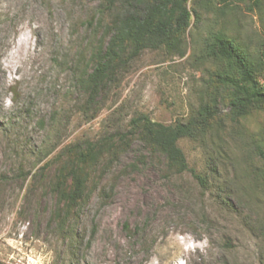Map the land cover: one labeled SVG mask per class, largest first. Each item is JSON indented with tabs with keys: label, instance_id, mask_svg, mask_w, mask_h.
Returning a JSON list of instances; mask_svg holds the SVG:
<instances>
[{
	"label": "rangeland",
	"instance_id": "rangeland-1",
	"mask_svg": "<svg viewBox=\"0 0 264 264\" xmlns=\"http://www.w3.org/2000/svg\"><path fill=\"white\" fill-rule=\"evenodd\" d=\"M99 7L0 0V264H264V185L252 173L262 165L252 145L264 138V108L235 125L217 99L224 150L210 134L179 139L180 174L130 140L95 165L75 221L52 218L55 165L34 178L40 166L69 144L129 134L139 114L185 120L212 90L216 64L200 57L208 34L221 30L251 52L264 38V0H202L184 55L146 48L90 96L80 82L103 37Z\"/></svg>",
	"mask_w": 264,
	"mask_h": 264
},
{
	"label": "trees",
	"instance_id": "trees-1",
	"mask_svg": "<svg viewBox=\"0 0 264 264\" xmlns=\"http://www.w3.org/2000/svg\"><path fill=\"white\" fill-rule=\"evenodd\" d=\"M202 0H99L100 19L97 26L103 29L102 40L90 52L83 70L86 78L80 82L94 96L117 70L125 68L144 49L163 48L169 52L184 55L182 37L191 23L200 19L198 7ZM228 4L234 1L218 0ZM257 3L259 0H254ZM192 2L191 6L187 3ZM210 6H215L208 1ZM104 38L106 41L104 42ZM202 56L212 60L215 69L208 72L209 99L203 101L185 120L174 124H163L151 120L145 114L131 118L129 134L119 135L116 140L103 139L86 142L84 145L69 144L46 161L33 174L41 176L49 165H55L53 177L47 188L56 196V209L52 218L62 226H70L78 216V211L89 190L86 185L95 165L105 157H114L127 147L129 141L137 139L151 155L161 157L164 169L180 174L188 168L186 157L178 146L181 138L203 139L215 136L218 143L220 126L217 119V99L228 107L227 117L239 125L253 112L264 108V38L255 51H250L221 30L212 31L203 41ZM202 58V59H203ZM201 59V58H200ZM264 130V129H263ZM253 151L262 162L253 166L252 173L258 183L264 185V138L253 142ZM203 184L204 177L193 172ZM257 176V177H256ZM264 190V187L261 188ZM79 238L76 234L75 239Z\"/></svg>",
	"mask_w": 264,
	"mask_h": 264
}]
</instances>
